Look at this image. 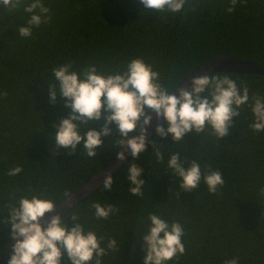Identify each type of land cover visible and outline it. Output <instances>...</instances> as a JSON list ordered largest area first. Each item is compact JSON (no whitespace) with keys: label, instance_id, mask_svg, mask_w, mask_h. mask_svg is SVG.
I'll use <instances>...</instances> for the list:
<instances>
[{"label":"trees","instance_id":"16d2710c","mask_svg":"<svg viewBox=\"0 0 264 264\" xmlns=\"http://www.w3.org/2000/svg\"><path fill=\"white\" fill-rule=\"evenodd\" d=\"M51 20L33 28L24 38L30 14L23 5L10 10L0 4V252L10 236V209L20 197L37 195L58 203L115 155L112 137H102L98 155L88 158L77 145L76 153L56 149L54 135L71 112L66 98L50 102L52 68L73 62L80 70L89 63L105 75L123 70L131 58L143 57L161 74L169 92L206 60L230 53L264 66V0H247L228 13L230 0H185L180 13L146 9L140 0H43ZM243 81L253 95L264 98V74L217 72ZM213 74V75H214ZM206 93H202L204 98ZM251 108L245 105L233 117L229 135L185 134L173 145L169 134L154 133L147 152L130 159L113 177L111 190L101 187L65 217L70 230L72 215L79 223L105 238L115 239L118 251H109L102 264H143L150 213L169 223L179 222L185 235V254L167 264H223L233 257L239 264H264V131L254 132ZM104 120L89 121L81 130H100ZM168 127L166 121L162 125ZM113 129L115 125H110ZM207 127V125H206ZM119 138V137H117ZM153 144L163 147L165 161L151 155ZM179 151L182 158L196 160L202 171L219 170L225 180L219 194H209L201 181L194 192L180 189L178 177L167 169V156ZM144 168L143 196L130 193L127 164ZM23 171L9 176V169ZM118 209L107 219H97L93 203ZM8 264V261L5 263ZM61 264H70L64 252ZM94 264V261L92 262Z\"/></svg>","mask_w":264,"mask_h":264},{"label":"clouds","instance_id":"9594fccd","mask_svg":"<svg viewBox=\"0 0 264 264\" xmlns=\"http://www.w3.org/2000/svg\"><path fill=\"white\" fill-rule=\"evenodd\" d=\"M247 0H230L228 13L235 10L237 4H245ZM146 9L161 13H180L185 0H140ZM4 7L15 10L23 5L25 13L30 14L27 26L19 28V35L27 38L32 35L33 28L51 20L50 9L43 0H0ZM54 82L49 85L50 102L55 103L57 95L66 98L65 107L71 112L63 118L54 135L56 149L60 147L75 154L77 145L83 143V154L88 158L98 155L102 149V137H112L115 148H123L117 159L124 161L126 153L136 160L147 152V126L151 124L155 113L157 120L161 117L168 127L160 124L155 128L156 135L161 138L169 134L173 145L184 142L185 134L195 130L197 134L214 136L218 141L228 136L233 126V117L241 115L243 106L251 108L253 122L249 127L254 132L264 131V98L258 95L251 97L249 104V88L246 83L233 79L228 74L194 76L187 85L179 87L177 94H168L169 89L161 81V74L147 63L143 57L131 58L123 70L105 75L94 63L74 68L73 62H67L52 68ZM202 93H206L204 98ZM7 95V93H0ZM104 120L100 130L90 129L85 135L81 130L89 121ZM115 125L113 129L110 125ZM207 125V127H206ZM139 129V135L132 134ZM119 137V138H117ZM164 146L153 144L151 153L157 163L165 161ZM127 179L132 195L142 197L145 181L141 178L144 168L135 163L127 164ZM167 169L179 178V188L185 192H194L203 181L209 194H219L225 180L219 170L207 166L202 171L196 160L182 158L179 151L167 156ZM22 166L9 169V176L19 175ZM113 176L109 172L103 181V190H111ZM264 195V186L259 189ZM56 202L37 195L28 198L20 197L18 204L11 207L10 236L15 240L13 254L8 264H61L64 252L70 264H102V258L109 251H118L115 239L109 238L102 247L105 238L98 237L96 232L79 223V217L72 215L74 226L69 230L66 219L59 214L45 219L46 213L54 212ZM97 219H107L118 212L114 205L102 206L96 202L91 205ZM147 233L141 237L146 246L143 264H167L179 260L185 254L182 237L184 228L179 222L169 223L160 215L150 213ZM46 225V227H45ZM223 264H239V258L225 260Z\"/></svg>","mask_w":264,"mask_h":264},{"label":"water","instance_id":"95a60500","mask_svg":"<svg viewBox=\"0 0 264 264\" xmlns=\"http://www.w3.org/2000/svg\"><path fill=\"white\" fill-rule=\"evenodd\" d=\"M217 72H239V73H255L264 74V66L258 65L254 61L246 58H237L230 53H222L216 55L199 66H197L186 78H184L176 87H174L168 94H177L179 87H184L189 81L198 75H213ZM152 121L147 126V139L155 133L157 124L163 125L165 120L163 117L157 120L155 113H151ZM139 129L132 135H139ZM123 148H119L115 155L95 174L91 175L85 182L80 184L73 192L66 196L63 200L56 203L54 212L46 213L45 219L50 218L52 215L59 214L61 218L65 217L71 210L80 205L87 198L95 194L101 187H103V181L106 175L111 172L114 177L121 168L130 160L132 156L130 153H126V159L120 161L117 159V154L123 151ZM46 227V225H45ZM15 240L10 241L0 252V264H5L10 256L13 254V245Z\"/></svg>","mask_w":264,"mask_h":264}]
</instances>
